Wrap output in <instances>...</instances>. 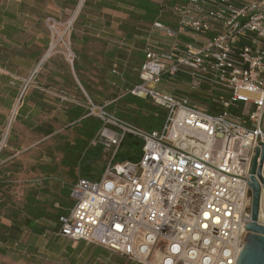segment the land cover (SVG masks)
Here are the masks:
<instances>
[{"label": "built area", "instance_id": "obj_1", "mask_svg": "<svg viewBox=\"0 0 264 264\" xmlns=\"http://www.w3.org/2000/svg\"><path fill=\"white\" fill-rule=\"evenodd\" d=\"M155 1L154 30L174 42L169 50L148 45L127 95L162 108V128L88 101L86 118L101 122L97 143L111 160L97 181L69 187L72 207L58 234L132 264H238L251 220L250 166L264 144V0ZM166 15L176 26L160 21ZM46 26L47 54L73 68V25L48 17ZM164 81H176L178 94L159 89ZM127 138L141 142L140 161L117 162Z\"/></svg>", "mask_w": 264, "mask_h": 264}, {"label": "crops", "instance_id": "obj_2", "mask_svg": "<svg viewBox=\"0 0 264 264\" xmlns=\"http://www.w3.org/2000/svg\"><path fill=\"white\" fill-rule=\"evenodd\" d=\"M48 17L73 19V68L47 54ZM157 20L155 0H0V264H125L107 249L59 236L78 179L54 161L73 169L70 160L101 158V122L86 118V105L115 110L139 83L148 45L172 47L174 38L154 30ZM160 21L177 23L170 15ZM179 86L164 81L159 89L178 94Z\"/></svg>", "mask_w": 264, "mask_h": 264}, {"label": "water", "instance_id": "obj_3", "mask_svg": "<svg viewBox=\"0 0 264 264\" xmlns=\"http://www.w3.org/2000/svg\"><path fill=\"white\" fill-rule=\"evenodd\" d=\"M261 148H255L256 155L250 166L249 187L251 189L252 205L250 209L251 220L244 223L248 235L245 247L238 257V264H264V226L258 224L261 209V184L264 185V144L258 143ZM260 163L258 164V160Z\"/></svg>", "mask_w": 264, "mask_h": 264}, {"label": "trees", "instance_id": "obj_4", "mask_svg": "<svg viewBox=\"0 0 264 264\" xmlns=\"http://www.w3.org/2000/svg\"><path fill=\"white\" fill-rule=\"evenodd\" d=\"M123 101L127 105H135L139 108V113L137 114H128L121 112L119 115H121L123 118H126L129 121H133L135 124L150 129V130H160L162 128V125L165 120L166 113L161 108H158L154 106L150 101H145L133 96H125ZM211 112H214V110H211ZM101 123H97V128L100 131L102 128ZM141 142L136 141L133 138H127L125 143L122 146V149L125 147L124 150H121L116 158L118 161H130L134 162L136 159H138V156L141 155L142 149H141ZM104 149V145L99 144L95 147V150L102 151ZM117 161V162H118ZM59 230V227L57 231Z\"/></svg>", "mask_w": 264, "mask_h": 264}, {"label": "rangeland", "instance_id": "obj_5", "mask_svg": "<svg viewBox=\"0 0 264 264\" xmlns=\"http://www.w3.org/2000/svg\"><path fill=\"white\" fill-rule=\"evenodd\" d=\"M68 22L69 21H61V23H63V24H67ZM72 28H73V26H72ZM118 104L119 105H117L115 110H113V111H115V112L117 111V113L124 112V113L134 114V115L137 113L136 108H134V109L130 108V106L124 104L123 101H120V103H118ZM3 139H4V137H3ZM124 149H125V147L121 150H124ZM100 154H101V158L70 160V163L73 162L75 164V165L73 164V167H74L73 169L71 168V164L66 165L68 163L67 160H58V161H54V162H56L59 165V167H58L59 173H62V174L65 173V174L73 175V173L75 172L77 174L78 180L79 179H87V180L90 179L93 181H97L102 176L104 168L108 165V163L111 160V151L107 147L104 146V149L102 151H100ZM141 158H142L141 155H139L138 159H136L134 162L140 161ZM118 160H119V158L117 159V161ZM120 258H123V257L121 256ZM123 261L125 262V264L129 262L128 260H126L124 258H123Z\"/></svg>", "mask_w": 264, "mask_h": 264}, {"label": "bare ground", "instance_id": "obj_6", "mask_svg": "<svg viewBox=\"0 0 264 264\" xmlns=\"http://www.w3.org/2000/svg\"><path fill=\"white\" fill-rule=\"evenodd\" d=\"M84 1V0H83ZM73 22V19H70L69 22L67 23L68 27H67V30H69V28L72 26ZM60 37H62L64 35V33H60L59 34ZM233 150H236V149H233ZM248 150H243V154L247 155L248 154ZM261 213H262V216H264V201L262 202V205H261Z\"/></svg>", "mask_w": 264, "mask_h": 264}]
</instances>
